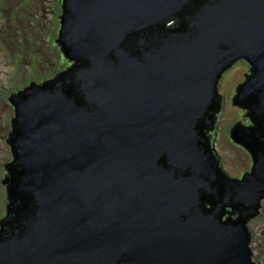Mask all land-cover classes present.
<instances>
[{
	"label": "water",
	"instance_id": "obj_1",
	"mask_svg": "<svg viewBox=\"0 0 264 264\" xmlns=\"http://www.w3.org/2000/svg\"><path fill=\"white\" fill-rule=\"evenodd\" d=\"M62 11L56 42L74 64L8 98L0 264H255L264 0H62ZM239 59L252 75L232 101L255 127L230 132L253 158L235 181L203 130Z\"/></svg>",
	"mask_w": 264,
	"mask_h": 264
},
{
	"label": "rangeland",
	"instance_id": "obj_2",
	"mask_svg": "<svg viewBox=\"0 0 264 264\" xmlns=\"http://www.w3.org/2000/svg\"><path fill=\"white\" fill-rule=\"evenodd\" d=\"M62 12V0H0V220L6 218L9 204L6 186L1 183L8 174L4 166L13 160L6 140L13 130L15 110L8 98L31 83L52 79L67 67L69 60L56 42ZM245 74H250V64L240 59L222 73L217 88L222 111L218 114L214 141L219 145L215 144V148L219 156L226 158V169L237 177L246 169L242 160L247 156L231 140V147L226 149L224 127L233 122L250 126L242 108L232 101L238 86L246 80ZM248 229L253 260L264 264V199L259 214L249 220Z\"/></svg>",
	"mask_w": 264,
	"mask_h": 264
},
{
	"label": "flooded vegetation",
	"instance_id": "obj_3",
	"mask_svg": "<svg viewBox=\"0 0 264 264\" xmlns=\"http://www.w3.org/2000/svg\"><path fill=\"white\" fill-rule=\"evenodd\" d=\"M175 24H177V19L174 17L173 18V20H170L169 21V23L167 24V27H165L164 26V28L165 29H168L169 27H171V26H174ZM67 59V58H66ZM69 60V59H68ZM240 60V59H239ZM239 60H237V61H239ZM243 60H245V61H247L246 59H243ZM249 63V62H248ZM234 64V63H233ZM232 64V65H233ZM250 64V63H249ZM228 69V68H227ZM226 69V70H227ZM251 69H252V66H251V64H250V74H247V77H250L251 75H252V72H251ZM225 70V71H226ZM247 81V78H246V80L244 81V83ZM244 83H242V84H240V85H243ZM239 87V86H238ZM238 91V90H237ZM235 96H237V92H236V95ZM235 96H234V98H235ZM233 98V97H232ZM222 104V103H221ZM222 111V106H221V109H220V111L218 112V113H216L215 114V117L217 118L216 120H215V122H214V128H213V130H212V132L211 131H209V130H203L204 131V133H205V137H208V136H211V138H210V149H211V152H212V154H213V156H214V158L216 159V161H217V163H218V168H220V170H221V172L229 179V180H235V181H240V180H242V178H243V175L245 174V173H248V175H250L251 173H252V169H253V158H252V156L250 155V153L243 147V146H241V145H239L238 144V146H239V148H241V150H242V152H244V154H246V156H247V158H246V160L244 161V159L242 160V162L244 163V164H247V166H246V169H243V172L241 173V175L239 176V177H237L236 175L234 176L233 174H231L230 173V171H228L227 169H226V166H225V162H226V158H222L221 156H219V154H218V152L216 151V148H215V144H216V146L217 145H219V143L217 144V140H216V142L214 141V137H215V133L217 134V130H218V128H219V119H218V114L220 113ZM242 111H244V113H245V115L247 114V112H248V110L247 109H242ZM248 118V120H249V122H250V126L248 127V128H250V127H255V124L251 121V119H250V117H247ZM236 122H233L231 125H229V126H226V127H224V131L226 132V135H225V142H226V144H227V148L226 149H229V147H231V143L229 142L230 140L231 141H233L234 142V140L231 138V136H230V132H231V130L236 126ZM240 125H242L241 123H239ZM237 144V143H236ZM263 199H264V197H263ZM262 199V200H263ZM262 202V201H261ZM224 210L226 211V212H229V213H232V209H231V207H225L224 208ZM258 214H259V212H258ZM230 215H228V214H224L223 215V217H222V220L223 221H226V218L228 219V217H229ZM231 218H233V219H236L237 218V215H231ZM253 218V217H252ZM251 218V219H252ZM250 219V220H251ZM1 227V226H0Z\"/></svg>",
	"mask_w": 264,
	"mask_h": 264
},
{
	"label": "trees",
	"instance_id": "obj_4",
	"mask_svg": "<svg viewBox=\"0 0 264 264\" xmlns=\"http://www.w3.org/2000/svg\"><path fill=\"white\" fill-rule=\"evenodd\" d=\"M173 18H174V17L169 18L168 20H166V21L163 22V24L165 25V27H167V24L169 23L170 20H173ZM177 22H178V19H177ZM163 24H162V25H163ZM56 41H57V40H56ZM58 45H59V44H58ZM60 47H61V46H60ZM67 61H68V60H67ZM73 64H74V63H72L71 61H68V65H67V67H64L65 69L62 70L61 72L57 73V74L64 73V72L66 71V69H67V68H68V69L71 68V66H72ZM57 74H55V76H54L52 79L45 80L44 82L54 80V78L56 77ZM44 82H43V83H44ZM43 83H40V84H43ZM15 94H17V93H15Z\"/></svg>",
	"mask_w": 264,
	"mask_h": 264
},
{
	"label": "bare ground",
	"instance_id": "obj_5",
	"mask_svg": "<svg viewBox=\"0 0 264 264\" xmlns=\"http://www.w3.org/2000/svg\"><path fill=\"white\" fill-rule=\"evenodd\" d=\"M175 17V16H174ZM172 18V17H171ZM168 20V19H167ZM166 21V20H165ZM60 31V30H59ZM59 44V43H58ZM20 92V91H19ZM240 181H242V180H240ZM1 230V229H0Z\"/></svg>",
	"mask_w": 264,
	"mask_h": 264
}]
</instances>
